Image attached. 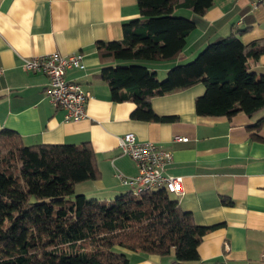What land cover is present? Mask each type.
<instances>
[{
    "label": "crops",
    "instance_id": "1",
    "mask_svg": "<svg viewBox=\"0 0 264 264\" xmlns=\"http://www.w3.org/2000/svg\"><path fill=\"white\" fill-rule=\"evenodd\" d=\"M178 14L192 19L196 29L182 59L145 63L157 76L166 78L171 68L192 61L235 29L245 30L240 38L246 44L264 42V0H216L202 17L184 10ZM139 17L137 0H0V131H15L26 146L90 143L101 179L78 184L76 192L100 201L129 192L117 173L138 174L135 161L119 148L122 137L133 134L140 143L172 152L165 173L183 179V194L171 197L197 225L212 228L199 245V261L191 264H264V110L253 117L199 116L195 103L205 92L199 84L152 100L156 115L176 121L133 119L137 106L114 102L100 77L104 65L97 45L123 39V25ZM54 53L84 55L86 69L66 75L91 95L83 121L65 122L64 111L47 95L48 77L23 68L26 58ZM252 72L264 76V54ZM177 136L189 140L178 143ZM130 260L170 264L172 257L130 253Z\"/></svg>",
    "mask_w": 264,
    "mask_h": 264
},
{
    "label": "trees",
    "instance_id": "2",
    "mask_svg": "<svg viewBox=\"0 0 264 264\" xmlns=\"http://www.w3.org/2000/svg\"><path fill=\"white\" fill-rule=\"evenodd\" d=\"M215 1L137 0L140 17L123 25V39L98 43L100 77L114 102L137 106L133 119L176 121L156 115L152 100L199 84L205 88L195 103L199 116L253 117L264 110V76L252 72L264 42L244 43L245 30L171 68L165 80L145 66L182 59L196 23L178 12L202 17ZM100 179L90 143L26 146L15 131L2 129L0 264H131L130 253L170 256V264L199 261V245L212 228L197 225L165 189L129 190L112 201L77 194L78 184Z\"/></svg>",
    "mask_w": 264,
    "mask_h": 264
},
{
    "label": "built area",
    "instance_id": "3",
    "mask_svg": "<svg viewBox=\"0 0 264 264\" xmlns=\"http://www.w3.org/2000/svg\"><path fill=\"white\" fill-rule=\"evenodd\" d=\"M23 68L27 72L43 74L49 79L47 95L51 103L64 111L65 122H80L88 115L86 107L91 95L81 84L67 80L70 70H85L82 53L62 56L58 53L24 59ZM3 70L0 69V76ZM188 138L177 136L175 142H188ZM119 148L123 155L133 159L138 168L135 177L128 178L121 173L116 177L121 186L135 194H143L152 190L165 189L171 195L183 194V179L166 175L165 171L173 161L172 152L160 149L154 143H140L133 134L120 139ZM264 263V253L262 255Z\"/></svg>",
    "mask_w": 264,
    "mask_h": 264
},
{
    "label": "rangeland",
    "instance_id": "4",
    "mask_svg": "<svg viewBox=\"0 0 264 264\" xmlns=\"http://www.w3.org/2000/svg\"><path fill=\"white\" fill-rule=\"evenodd\" d=\"M158 78H159V80H161V81H162V80H165V79H164L165 77L162 76V75H159ZM76 187H77V186H76ZM77 194H79L78 191H77ZM172 197H174V196L172 195ZM89 199H90V197H89ZM133 260H134V258H133Z\"/></svg>",
    "mask_w": 264,
    "mask_h": 264
}]
</instances>
